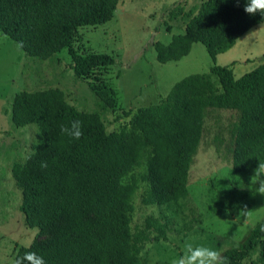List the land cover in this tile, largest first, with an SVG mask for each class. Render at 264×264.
I'll use <instances>...</instances> for the list:
<instances>
[{"label": "trees", "instance_id": "trees-1", "mask_svg": "<svg viewBox=\"0 0 264 264\" xmlns=\"http://www.w3.org/2000/svg\"><path fill=\"white\" fill-rule=\"evenodd\" d=\"M118 0H0V32L29 57L46 59L66 49L78 77L114 63L106 53H78L72 44L78 27L103 23L112 17ZM247 0H203L180 34L169 42H154L158 62L186 55L193 42L205 48L209 73H191L175 81L158 103L138 107L131 116L132 133L106 132L96 112L66 102L56 87L21 90L13 94L9 119L14 127L33 123L40 142L10 172L20 191L19 211L27 227L47 236L20 246L46 264H141L144 241L165 238V223L147 215L131 229L129 215L137 181L146 185L141 203L159 207L163 215L187 195V176L203 129L206 109L237 112L230 127V169H256L264 163V53L261 62L233 77L228 65L214 64L247 29L264 20L244 11ZM89 87L105 105L115 102L113 91L97 74ZM82 122L83 135L73 140L60 125ZM46 162L47 167H41ZM144 163L137 178L125 177ZM264 262V216L235 246L223 250L229 264H241L256 247Z\"/></svg>", "mask_w": 264, "mask_h": 264}, {"label": "rangeland", "instance_id": "rangeland-1", "mask_svg": "<svg viewBox=\"0 0 264 264\" xmlns=\"http://www.w3.org/2000/svg\"><path fill=\"white\" fill-rule=\"evenodd\" d=\"M203 0H118L112 17L100 24L77 28L72 44L78 53L99 52L111 55L114 63L78 77L70 67L65 48L46 59L29 57L0 32V264H11L20 246L47 236L27 227L19 211L20 191L10 168L24 161L40 142L35 124L14 127L9 119L14 93L21 90L59 88L67 103L78 110L96 112L106 132L132 133L130 119L138 108L158 103L172 84L191 73H209L212 64L205 48L193 42L188 53L175 61L158 62L154 42L166 44L180 34ZM264 53V20L247 29L234 45L216 55L214 64L225 65L242 59L232 67L233 77L261 62ZM97 74L113 91L112 106L102 103L89 87ZM237 112L206 109L201 138L188 169L187 195L163 215L159 207L142 204L146 190L137 181L131 229L140 227L147 215L165 223L164 239L144 241L139 250L141 264H174L183 254L186 241L220 250L237 245L249 229L264 216V195L251 183L255 169L233 172L230 169L231 124ZM144 163L134 167L125 181L137 178ZM264 178V174H262ZM253 180L255 177L252 178ZM258 186V185H257ZM257 246L241 264L258 262Z\"/></svg>", "mask_w": 264, "mask_h": 264}, {"label": "clouds", "instance_id": "clouds-1", "mask_svg": "<svg viewBox=\"0 0 264 264\" xmlns=\"http://www.w3.org/2000/svg\"><path fill=\"white\" fill-rule=\"evenodd\" d=\"M244 11L249 15L259 13L264 16V0H247ZM60 132L73 140H78L83 135L82 122L72 120L67 125L62 124L60 125ZM41 167H47L46 162H41ZM262 174H264V163H259L252 176L255 179L251 178V183H253L259 194L264 195V178H262ZM32 242H34V237L32 241L23 246L26 248L31 247ZM183 249V254L174 261V264H229L228 258L224 256L222 251L202 244H195L193 241H186ZM11 264H46V262L36 252L27 251L23 256L15 257Z\"/></svg>", "mask_w": 264, "mask_h": 264}, {"label": "crops", "instance_id": "crops-1", "mask_svg": "<svg viewBox=\"0 0 264 264\" xmlns=\"http://www.w3.org/2000/svg\"><path fill=\"white\" fill-rule=\"evenodd\" d=\"M234 45V43L228 48L230 49L232 46ZM218 54V53H217ZM216 54V55H217ZM216 58V56H215ZM242 59H238V60H231L229 63H226L225 65H228L230 68H231V71H232V67L235 65L236 62H241Z\"/></svg>", "mask_w": 264, "mask_h": 264}]
</instances>
